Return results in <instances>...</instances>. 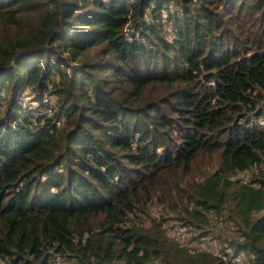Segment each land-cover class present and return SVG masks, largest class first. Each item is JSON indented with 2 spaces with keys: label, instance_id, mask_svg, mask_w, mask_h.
I'll list each match as a JSON object with an SVG mask.
<instances>
[{
  "label": "trees",
  "instance_id": "trees-1",
  "mask_svg": "<svg viewBox=\"0 0 264 264\" xmlns=\"http://www.w3.org/2000/svg\"><path fill=\"white\" fill-rule=\"evenodd\" d=\"M242 255L264 264V0H0V264Z\"/></svg>",
  "mask_w": 264,
  "mask_h": 264
},
{
  "label": "built area",
  "instance_id": "built-area-1",
  "mask_svg": "<svg viewBox=\"0 0 264 264\" xmlns=\"http://www.w3.org/2000/svg\"><path fill=\"white\" fill-rule=\"evenodd\" d=\"M124 32L128 35H134L139 40H144V37L140 35L138 32H133L132 29L126 25L124 27ZM35 93L29 94L24 92L23 96L21 97L19 104L22 106V108L31 110L30 114L38 117V116H45L50 115L52 111V104L50 101V98L48 96H44L42 100L38 103L37 101H34L32 97H34Z\"/></svg>",
  "mask_w": 264,
  "mask_h": 264
},
{
  "label": "rangeland",
  "instance_id": "rangeland-1",
  "mask_svg": "<svg viewBox=\"0 0 264 264\" xmlns=\"http://www.w3.org/2000/svg\"><path fill=\"white\" fill-rule=\"evenodd\" d=\"M28 93H31V92H28ZM238 177L242 178L243 180H246L249 177V174L243 173V174L238 175ZM169 233L172 235L173 231H170ZM181 236L184 238H188V234L185 232ZM207 237L208 238L199 237V238L189 239L188 243L189 245H195L197 247L208 249V250L219 253L221 251V247L219 245L218 240L215 239L214 237H210V236H207ZM178 238L181 239L180 235H178ZM235 260L241 262L242 264H246L247 256L242 255L240 260H238V258H236Z\"/></svg>",
  "mask_w": 264,
  "mask_h": 264
}]
</instances>
